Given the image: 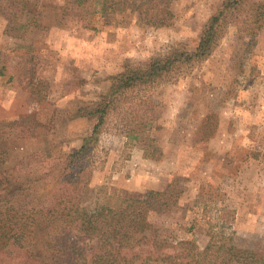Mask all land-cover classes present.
Listing matches in <instances>:
<instances>
[{
	"label": "rangeland",
	"instance_id": "obj_1",
	"mask_svg": "<svg viewBox=\"0 0 264 264\" xmlns=\"http://www.w3.org/2000/svg\"><path fill=\"white\" fill-rule=\"evenodd\" d=\"M35 1L25 28L0 8V121L32 127L28 137L4 142L7 167L28 178L80 147L96 119L74 116L91 110L126 61L175 46L194 49L223 0H172L173 19L160 27L140 23L137 11L115 14L109 24L91 19L96 0ZM252 7L235 15L212 56L190 74L129 92L107 119L84 199L88 209L172 188L170 209L149 216V235L194 240L202 251L213 234H223L238 247L264 251V25ZM127 116L133 126L140 117L152 121L159 152L148 156L126 136ZM54 185L52 177L37 180L22 204L32 206ZM46 225L33 239L40 264H50ZM15 260L5 255V264Z\"/></svg>",
	"mask_w": 264,
	"mask_h": 264
},
{
	"label": "trees",
	"instance_id": "obj_2",
	"mask_svg": "<svg viewBox=\"0 0 264 264\" xmlns=\"http://www.w3.org/2000/svg\"><path fill=\"white\" fill-rule=\"evenodd\" d=\"M171 3L172 0H96L97 15L91 19L96 17L109 24L115 14L137 11L140 23L160 27L173 19ZM37 4L35 0H14L13 3L0 0V8L10 9L6 15L18 20L19 27L23 28L33 22L32 11ZM248 4L257 12L255 20L263 26L264 4L255 0H223L207 19L194 49L175 46L146 61H126L123 69L111 76L110 87L91 110L79 111L74 116L96 119L80 147L64 154L37 178L12 172L7 167L10 153L4 145L6 140L28 137L32 127L0 121V264H5L8 252L14 254L15 264L41 263L40 251L33 245L41 222L47 224L50 264H264V251L238 247L223 234H213L202 251L194 240L174 243L149 235V216L154 210L170 209L172 188L120 196L100 210H90L84 205L100 135L107 119L121 107L129 92L147 90L160 82L190 74L195 66L212 56L237 19L235 15ZM21 18L25 22L21 23ZM139 119L133 126V119L126 117V136L138 141L145 153L153 156L159 152L151 134L154 125L152 121ZM49 177L55 180L54 188L32 206L22 204V194L32 189L37 180ZM169 247L183 251L169 253L166 250Z\"/></svg>",
	"mask_w": 264,
	"mask_h": 264
}]
</instances>
